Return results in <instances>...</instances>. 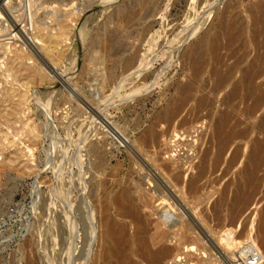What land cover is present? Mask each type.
Instances as JSON below:
<instances>
[{
  "label": "rangeland",
  "instance_id": "rangeland-1",
  "mask_svg": "<svg viewBox=\"0 0 264 264\" xmlns=\"http://www.w3.org/2000/svg\"><path fill=\"white\" fill-rule=\"evenodd\" d=\"M18 1L1 0L4 11L0 10V63L6 60V67L12 70L9 71L10 76L6 78L0 70V118L2 119H0V264H77L89 245L90 218L86 211L91 203L96 204L95 206L99 205L97 199L101 194L99 192L97 199L96 196L90 198L89 193L79 190L74 182L79 175L72 171L84 165L86 161L82 148V155L79 153L77 157L81 165L75 167L73 158L77 143L87 138L90 130H98L93 125H99L100 116L105 114L113 123L122 127H129L137 122L142 124V128L148 126L168 102L178 95L179 84L192 79L195 81L193 95L174 118L166 137L171 139L167 148L169 150L175 148L174 152L171 151L173 159L182 156V161L197 164L204 148L212 145L214 150L213 124L216 117L228 109L222 104V99L229 87L218 93L212 91L214 79L212 80L209 72L213 59L210 53L206 55L207 67L197 78L192 77L185 51L201 41L205 43L206 49H209L215 34L223 24L225 27L231 23L233 31L241 29L242 33L234 42L220 48L218 56L223 57L222 69L236 61L239 63H235L237 70L231 80L234 83L245 67L246 74L252 66L255 65L254 67L258 69L260 67L261 73L253 75L255 77L252 84L263 87L264 60L258 63L260 66L253 62L254 55L258 51L254 49L252 41L253 12L251 9L258 0H34L33 18L40 27L41 23L42 26L44 24L41 27L44 28L42 33L44 34L46 29H48L47 32L52 30L55 33L57 28L59 35L62 36L59 37L58 33L49 34L53 36V40L61 44L57 46V50L61 49L62 55L59 57L58 68H60L56 74L51 69L54 67L53 62L45 55L46 53L44 54L45 42L37 41L32 37L33 30L27 6L25 10L23 3ZM52 9L54 14L59 13L56 14L59 18L56 15L53 16ZM69 10L72 15L70 13V17H66L68 21L64 16L62 17V14H67ZM129 10L131 17H127ZM25 11L28 17H25ZM59 20L64 21V24L55 23ZM59 30L61 32L65 30V35L63 32L60 34ZM221 42L223 44L225 40L222 39ZM112 45L114 49L118 47L116 49L119 54L117 53L115 57L110 56L107 51ZM138 46L140 48L134 64L130 70H124L122 63L134 53ZM243 54L246 56L242 57ZM38 67L47 75V78L40 80L41 82L34 72ZM248 83L246 81V96H248L245 103L246 112L244 113L243 110L245 106L238 99L235 101L236 107L232 112L234 115L231 124L235 125L236 130H243L244 135L231 143L227 158L238 146L240 147L238 160L228 169L229 171L226 169L225 161L214 173L207 175L208 179L214 182L211 184L212 187L208 186L199 192L202 196L197 195L199 202L198 207L196 206V211L203 218L206 217L205 223L208 221L206 226L220 233L222 230L220 226L227 222L230 215L233 191L235 192L237 185L244 180L239 170L246 161V174L248 173L246 187L251 184L246 189L249 194H252V199L236 221V233L244 228L246 235V242L244 238H241L244 240L241 241L242 245H239L241 242L237 239L239 251H244L250 245L253 235L256 234L258 212L264 209V161L262 163L261 160L255 166L253 162L251 165L248 161L250 148L257 141L263 145L261 151L264 158V125L262 124L264 101L257 106L252 104L255 96L248 94ZM201 95L212 96L214 98L212 106L195 109V102ZM251 105L254 106L252 109ZM12 114L13 117H11ZM183 118L187 120V124L179 126ZM162 124L165 125V123ZM22 125L24 127L21 129ZM30 127L35 130L33 134L27 133L28 136L22 131L26 136L20 135L21 130L26 131ZM159 127L156 126L157 129H161ZM175 131L179 132L174 133ZM112 150L114 157L110 162L109 170L114 172L118 165L120 170V176L113 189L115 191L124 185V181L130 174V160L125 147H117L115 144ZM247 165H249L248 168ZM259 165L262 167L259 168ZM191 173L194 175L195 170L189 169L185 178L191 177ZM250 173L254 175L253 180L251 175L249 177ZM220 196L225 198H222L225 201L220 199ZM81 197L83 200H80ZM77 199L80 200L79 203ZM192 200L198 201L195 198ZM82 201L86 202L82 203ZM73 203L77 204L76 210ZM216 203H219L218 206ZM155 205L159 209L163 206L160 204L158 207V202ZM211 207H214L213 211ZM216 212L218 217L222 218V223L219 218H216ZM189 219L196 228L191 233H182L180 239L185 244L193 243L197 249L191 251L182 249L183 254L177 255L179 246L175 239L170 240L169 235L168 240L163 244L172 249L168 251L171 255L166 254L167 258L161 262L162 264H213L211 259L221 255L219 250L209 242V237H205V234H208L207 228L201 224L195 213H192ZM195 220L196 222H193ZM79 223H81L80 227L77 226ZM76 229L78 232H74ZM81 234H85L84 237ZM196 234L200 237L199 240L195 238ZM233 239L234 236L228 241ZM170 242L175 244L174 247ZM201 245L206 248L200 251L198 248ZM129 246H132V243H129ZM259 252L257 253L260 255L256 253L257 264H264V250ZM210 254L212 258H209ZM218 258L221 262L223 261L222 256Z\"/></svg>",
  "mask_w": 264,
  "mask_h": 264
},
{
  "label": "bare ground",
  "instance_id": "bare-ground-1",
  "mask_svg": "<svg viewBox=\"0 0 264 264\" xmlns=\"http://www.w3.org/2000/svg\"><path fill=\"white\" fill-rule=\"evenodd\" d=\"M19 1L23 3V7L25 8V10H26V6H27L29 16H30V22L32 24L31 26H32V30H33L32 37L37 41L45 42L43 45V48L45 50L44 54L46 53L45 55L48 56L51 59V61L53 62L52 64L54 67L51 69L56 74L57 70L60 68V67L58 68V66H59L58 64H59V60H60L59 57L62 55L61 49L57 50V46H59L61 44H58V41L53 40V38H52L53 36H49V34L55 35L56 33H58L57 28L55 29V33L52 30H51V32H47L48 29L45 28L46 33L44 31V34H43L42 31L44 30V28H41V27H43L44 24L42 26V23H41V27H40L36 23L35 19L33 18V12L34 11H32V8L35 6L34 0H19ZM8 2H10V0H8ZM7 6H9V5H7ZM12 6H11V8H13ZM134 7H135V5H134ZM0 10L4 11L1 0H0ZM56 10L57 9H55V11ZM57 11H59V10H57ZM52 12L54 14V10ZM62 12H64V11H62ZM129 12H130V10H129ZM251 12H253V15H252L253 16L252 41L254 44V49H257V51H258L254 55L253 62L258 64L260 62L262 63V61L264 60V27H262V24H264V22H263V20H264L263 19L264 18V0H258L257 3L252 7ZM57 13L55 12V14L53 16H55ZM64 13L62 14V17L64 16V18L66 20H68L66 17L67 16L70 17V13H71L70 10L68 12H66L69 15L64 14ZM71 15H72V13H71ZM60 16H61V14H60ZM25 17H28L26 15V11H25ZM127 17H131V12L128 13ZM14 18H13V20H14ZM71 20H72V18H71ZM52 22H53V19H52ZM57 22L60 23V22H62V20L56 21L55 23H57ZM16 23H18V22H16ZM38 23H39V21H38ZM43 23H46V22H43ZM62 23L64 24V21ZM12 24H13V22H12ZM48 25H50V24H48ZM224 25L225 24H223V26ZM57 26L59 28H61L60 25L57 24ZM223 26L215 34L213 43L209 49H206L205 43H203V41H201V42L197 43L196 45L190 46L185 51L186 57L189 60L190 69H191L190 71H192L191 72L192 77L197 78V76H199L204 71V69L207 67L208 60L206 58V55H207V53H210L212 56V59H213V63H212V66H211L209 73H210V77L212 78V80L214 79L213 80L214 81L213 90H212V87H211V90L215 93H218V92L224 90L225 88L229 87L228 92L224 95V97L222 99V104L225 105L229 110L227 109V110L221 112L216 117V119L214 120V124H213L214 150H212V147H211L212 145L210 147L207 146L208 148H204L205 150L202 152L203 154L200 156L197 164L193 165L192 162L187 163L186 161H182L181 160L182 156H179V157L173 159L172 155H171L172 154L171 151H173L175 148L172 150L168 149L169 148L168 143L171 142L170 141L171 139L166 137V136H168L167 134L170 130V127H171V124H172L174 118L178 116V114L181 112L182 108L186 105V103L189 101V99L193 95L194 88H195V83H194L195 81L192 79H188V78H187L188 80L184 81V83L179 84L178 95L175 98H172L168 102V104L154 117V119L151 121V123L148 126L142 128V126H141L142 124H140V122H137L135 124H132L129 127H122L116 123H113L111 121L110 117L105 114V116H100V120L98 119L99 125L98 124L93 125V127L98 128V130H94V129L90 130L89 131L90 134L88 135L87 138H85L84 140H82L80 142L78 141L79 142V143H77L78 146H76V150L74 151V158H73L74 165H75V167L81 165V162L79 161V159L77 157H79L78 156L79 153L82 152V148L84 149V152H85L84 154L86 155V158H85L86 161L84 162V165L79 166V167H77V169L72 171L73 173L79 175L76 178V181H74V182H75L77 188H79V190L85 191L86 194L89 193L88 197H90V198L91 197L94 198L96 196V199H97L99 192H101V194H100V198L97 199V201L99 202V205H98L99 207L95 206L96 204L93 205L92 203L90 204V206L88 204L89 207L85 204L88 207V211H86V212L89 213V218H90V219L88 218L89 219V231H90V234L88 235L89 236L88 237L89 238L88 239L89 245L86 244L87 249H86L85 253L83 254V256L81 258H79V263H77V264H162L161 262L165 258H167L166 254L171 255V253L168 251L172 250V249H169L168 246L166 247L163 244L164 241L168 240L169 235H170V240L175 239V242L177 241L176 244H178V246H179V248H177V255L183 254L182 249H186L187 251L196 250L197 247H195L193 245V243L192 244L191 243L185 244L180 239L182 236V233H184V234L191 233L196 228L191 223L192 221L191 222L189 221L190 215L192 216V213L193 214L195 213L197 219L201 222V224H203L207 228L208 232H206V233H208V234L207 235L205 234V237L206 236H207V238L209 237L210 241L209 240L208 241L211 242V244L214 248L219 250V253L221 254L219 256L223 257L222 262L218 258L219 256L214 257V259H211L213 264H246V261H245L246 253L247 254L248 253H257L259 251L264 250L263 249L264 248V209H262L261 211L258 212L257 223L255 226L256 234L253 235V238H252V241L250 242V245L248 244L249 246L246 247L244 251H241V250L239 251L237 249V247L239 248V246H237L239 244L238 240H240L239 242H241V241L243 242L244 240H242L241 238H244L245 242H246V238H245L246 235H245L244 228H241L242 230L240 229V232L236 233V221H237L240 213L242 212V210L246 207V205L252 199V194H249L247 191L249 185H251V184L247 185L248 187H246V179H247L246 175L248 174V173L246 174V171H247L246 170V161H245L244 166L239 170V173L243 174L242 177H244V180L242 181L241 184L237 185L236 191L235 192L233 191L234 195L232 198V208H230V211H229V213H230L229 218H228L227 222L223 223L221 226L218 225L222 229L220 231V233L208 228V226H206L208 221L205 223L206 217L203 218L202 215L198 211H196V206L198 205L197 203L199 202V200H198L199 196H197V195H200L199 192L202 189L204 190L208 186H211V184L214 182V180H209L208 176L210 174L214 173L216 171L217 167L225 161L227 163L226 169H227V171H229L228 169L233 166V164L238 160V157L240 155V147L237 146L232 151L230 156L227 158L228 152L231 148V143L234 142V140L236 138L243 137V135H244L243 130H236L235 129V125L231 124V120L233 119L234 114H232V112H234V109L236 107L235 101L237 99L239 101H241V103H243V105L245 106L243 108L244 113L246 112V104L245 103H246V97H248V96H246V81L249 82L248 83L249 84V87H248L249 93L248 94H252V96L253 95L255 96V98L253 97V99L255 101L253 100L252 104H254V106H257L264 101V83H263V87L260 85L252 84L253 83L252 80L254 79L253 77H255L253 75L256 73L257 74L261 73L259 70L260 67H259V69L257 67L255 68L254 67L255 65L253 64L254 66H252V68L249 70V72H247V74H246V67H245L241 76L234 83H232L231 80L233 78L234 73L237 70V68L235 66V63L237 61L234 62L233 64L227 66L225 69H222L223 57L218 56V52H219V50H221L220 48L226 47L229 44H231L232 42H234L235 39H237V37L242 33L241 29L237 30L236 32L233 31V29H232L233 24H231V23L226 25L225 27H223ZM16 28L17 27L15 26V29ZM23 28L25 29V25L23 26ZM62 28H64V27H62ZM62 32L60 31V34ZM64 32H65V30H64ZM64 32H63V34L65 35L66 32L65 33ZM57 35H59V33ZM64 35H63V37H64ZM68 35H66V36H68ZM60 36L61 35H59V37ZM55 39H57V38H55ZM109 39H111V38H109ZM112 39H113V37H112ZM222 39L225 40V42L223 44L221 42ZM62 40H64V39H62ZM119 40H117V41H119ZM46 41H47V43H46ZM64 41H66V40H64ZM123 41H125V40H123ZM5 45H7V43ZM180 45H181V43H180ZM118 46H119V44H118ZM116 47L114 49L113 45L109 46V50L107 49V51H109L110 56L115 57V55L117 53L119 54ZM139 48H140V46H138V48L134 51V53L131 54L130 56H128V58L122 63L123 64L122 67L124 70L125 69L130 70L131 66L134 64V62L137 58ZM22 50L23 49H21V51ZM227 55H229V54H227ZM244 56H246V54L242 55V57H244ZM49 58H48V60H49ZM8 59H10V58H8ZM9 62H11V61L9 60ZM6 63H7L6 60L5 61L3 60V62L0 63V70L3 74V76L5 75V78L10 76V73H9L10 67H8V66L6 67ZM10 65H11V63H10ZM17 65H18V63H17ZM258 65L260 66V64H258ZM262 65H261V67H262ZM262 69H264V68H262ZM34 72L38 76L37 77L35 75L37 78H39V81L47 78L46 73L44 71H42L39 67L35 68ZM104 74L106 75V73H104ZM123 82H125V81H123ZM29 85H30V83H29ZM21 86H23V85H21ZM22 93L24 94V92H22ZM19 96H20V94H19ZM21 96H23V95H21ZM18 101H20V100H18ZM89 102H91V101H89ZM20 103L22 104L23 101ZM213 103H214V98L212 96L201 95L196 100L194 108L195 109H203L205 107L212 106ZM254 106H252L251 109ZM11 117H13V114ZM263 120L264 119L262 118V121ZM162 123H165V125H163ZM25 124H24V126H25L24 129H26ZM166 124H167V126H166ZM185 124H187V120L184 118L181 119V121L179 122V126H181V125L183 126ZM262 124L264 125V122ZM159 125H160V127H159ZM24 126L22 125L21 129ZM156 126H158L161 129H157ZM163 127H164V129H163ZM30 128L27 129L26 131L23 129L20 132L23 131L26 133V135H28L27 133L33 134V132H35V130L33 128H31V129ZM139 129H141V130H139ZM184 129H186V128H184ZM23 132L20 133V135L21 134L25 135V134H23ZM176 132L178 133L179 131H175L174 133H176ZM17 135H19V134H17ZM180 136H182V135H180ZM92 137H94V138H92ZM30 138H31V136L29 137V139ZM34 138H32V140ZM167 138L169 139V141ZM17 139H19V138H17ZM27 139H28V137H27ZM17 141H19V140H17ZM3 142H4V140H3ZM9 143H10V141H9ZM210 143H212V142L210 141ZM1 144H3V143H1ZM115 144H117V147H120V146L125 147L126 150L128 151L129 160H130V163H129L130 174L128 175V178L124 181V185L114 191L113 189L115 188L116 182L118 181L117 180L118 176H120L119 165L113 170L114 172H112V170H109L110 162H111L112 158L114 157V151L112 150V147ZM175 145H176V143H175ZM262 146H263L262 144H259V141H257L256 143H254L251 146L250 151L248 153V161L251 163V165H253L252 164V162H253L254 166H255L256 163L261 162V160L263 163L264 158L262 157V153H263L261 151ZM183 147H184V145H183ZM27 149H29V148L27 147ZM29 150L32 151L33 149L31 148ZM81 155H82V153H81ZM175 155H177V154H175ZM27 158H28V156H27ZM248 167H249V165H247V168ZM261 167L259 165V168H261ZM189 169L191 171L195 170V173H194V175L191 173L192 174V175L190 174L191 177L188 176L187 178H185L186 173ZM72 172H70V173H72ZM251 174H253V173H250L249 177ZM253 176L251 177L252 180H253ZM122 179H123V177H122ZM247 182H248V180H247ZM250 183H251V181H250ZM250 188H251V186H250ZM250 188H249V190H250ZM253 191L255 192V190H253ZM86 194H85V196H87ZM253 195H254V193H253ZM200 196H202V195H200ZM223 197H224V195H223ZM188 198H191V199L189 200ZM194 198L197 199L198 201L192 200ZM222 198L220 196V199H222ZM223 199H225V198H223ZM80 200H83L82 197ZM80 200L77 199V203H79ZM86 201L87 202H93L92 200L91 201L86 200ZM86 201H82V203H84ZM223 201H225V200H223ZM157 202H158V205H157L158 207L160 204L163 205L160 209L155 207L156 206L155 203H157ZM75 203H73L74 207L77 206V204L75 205ZM221 203H222V201H221ZM218 204L216 206H218ZM211 205H213V204H211ZM222 205H223V203H222ZM82 207H84V206L82 205ZM175 207H177V208H175ZM223 207H224V205H223ZM213 208H212V211H213ZM74 210H76V207ZM84 210H85V208H84ZM217 210H218V208H217ZM220 212H219V215H220ZM83 213H85V212L83 211ZM216 213H215V216L217 215L216 218H219L220 216L218 217V212H216ZM221 219H220V222H221ZM68 221H71V220H68ZM76 221H79V220H76ZM76 221H75V223H76ZM86 221L88 222L87 217H86ZM216 221H217V219H216ZM193 222H196V220ZM217 222H219V221H217ZM80 224L81 223H79V225L77 224V226L80 227ZM217 224H220V223H217ZM195 225L197 226L196 223H195ZM77 226H76V228H78ZM152 226L154 227L155 230L153 229ZM197 228H199V227L197 226ZM78 229L74 230V232L77 231ZM152 229L154 232L151 231ZM70 232H72V231H70ZM80 233H82V231ZM80 233H79V235H80ZM258 234H260L259 237H258ZM74 235L76 236V234H74ZM83 235H85V234H83ZM233 236H234L233 241H231V240L228 241V239L233 237ZM195 238L197 240L200 239L198 234H196ZM186 239L188 240L189 238H186ZM192 239H193V237H192ZM235 239L236 240L238 239V240L236 241ZM75 240H77V239L75 238ZM78 240H80V239H78ZM184 241H185V239H184ZM205 241H206V239H205ZM209 242H207V243H209ZM242 242L239 245H242ZM129 243H132V246H129ZM81 244H83V243H81ZM171 244H173V242ZM174 245L175 244H173V247H174ZM82 247L83 246L81 245V249H82ZM205 248H206L205 246L201 245L198 248V250L201 251V250H204ZM80 253H81V250H80ZM259 253H257V254L260 255ZM209 256H210L209 258H212V254H210ZM175 258H177V257H175ZM186 258H188V257H186ZM70 261H71V259H70Z\"/></svg>",
  "mask_w": 264,
  "mask_h": 264
},
{
  "label": "built area",
  "instance_id": "built-area-1",
  "mask_svg": "<svg viewBox=\"0 0 264 264\" xmlns=\"http://www.w3.org/2000/svg\"><path fill=\"white\" fill-rule=\"evenodd\" d=\"M258 256L256 253H246L245 261L246 264H257Z\"/></svg>",
  "mask_w": 264,
  "mask_h": 264
}]
</instances>
